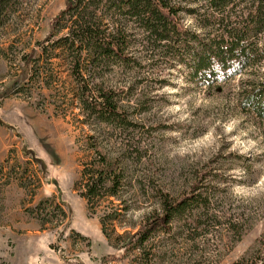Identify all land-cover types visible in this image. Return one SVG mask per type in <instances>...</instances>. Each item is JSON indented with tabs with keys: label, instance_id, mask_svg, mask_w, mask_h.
Segmentation results:
<instances>
[{
	"label": "rangeland",
	"instance_id": "rangeland-1",
	"mask_svg": "<svg viewBox=\"0 0 264 264\" xmlns=\"http://www.w3.org/2000/svg\"><path fill=\"white\" fill-rule=\"evenodd\" d=\"M65 8L66 0H6L1 6L0 264H136L135 251L109 244L101 221L112 239V230L134 233L158 207L160 193L179 197L200 179L209 199L205 226L178 224L171 240L158 234L154 246L166 249L160 263L260 257L264 122L237 107L238 78L209 89L161 66L152 71L146 64L133 78L110 68L93 77L114 90L134 80L121 97L137 128L123 135L87 125L65 62L67 31L59 17ZM94 145L123 161L122 205L104 199L89 209L81 197Z\"/></svg>",
	"mask_w": 264,
	"mask_h": 264
},
{
	"label": "trees",
	"instance_id": "trees-1",
	"mask_svg": "<svg viewBox=\"0 0 264 264\" xmlns=\"http://www.w3.org/2000/svg\"><path fill=\"white\" fill-rule=\"evenodd\" d=\"M5 1L0 0V12ZM59 17L65 18V62L87 125L123 135L137 128L121 97L132 91L134 80L114 90L93 76L115 68L133 78L146 64L152 71L158 66L177 70L188 85L200 88L238 78L237 107L264 122V0H66ZM17 86L14 82L13 89ZM93 148L82 174L81 197L89 209L104 199L122 205L127 177L123 161ZM23 152L45 171L32 151L25 147ZM200 180L176 198L160 193L158 207L134 233L112 230V239L101 221L103 236L116 250L135 251L136 264H161L160 252L166 249L154 246L158 234L171 240L178 224L205 226L201 220L209 217L203 209L209 199L197 185ZM234 264H264V253Z\"/></svg>",
	"mask_w": 264,
	"mask_h": 264
}]
</instances>
